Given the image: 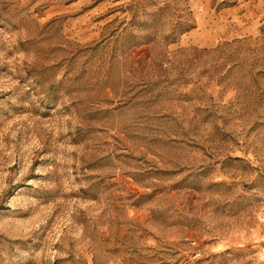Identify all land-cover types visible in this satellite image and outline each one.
I'll use <instances>...</instances> for the list:
<instances>
[{
    "label": "rangeland",
    "instance_id": "374dc122",
    "mask_svg": "<svg viewBox=\"0 0 264 264\" xmlns=\"http://www.w3.org/2000/svg\"><path fill=\"white\" fill-rule=\"evenodd\" d=\"M0 264H264V0H0Z\"/></svg>",
    "mask_w": 264,
    "mask_h": 264
}]
</instances>
